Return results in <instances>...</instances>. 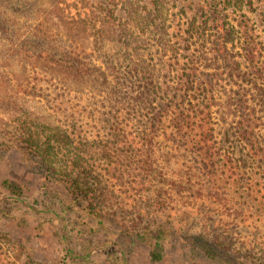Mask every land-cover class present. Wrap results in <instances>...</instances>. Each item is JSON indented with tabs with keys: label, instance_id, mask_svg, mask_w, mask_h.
Segmentation results:
<instances>
[{
	"label": "trees",
	"instance_id": "16d2710c",
	"mask_svg": "<svg viewBox=\"0 0 264 264\" xmlns=\"http://www.w3.org/2000/svg\"><path fill=\"white\" fill-rule=\"evenodd\" d=\"M262 32L264 0H0V57L8 51L30 77L23 86L16 83V90L24 87V93L58 102L66 111L45 137L41 158L56 154L60 140L76 141L74 156L59 169L43 163L90 199L94 175L82 160L88 150L77 144L132 155L146 171L154 139L165 135L190 154L211 199L232 200L228 183L262 213ZM223 75L234 85L229 90ZM218 114L234 116L225 142L218 140ZM76 120L94 128L105 123V132L90 140L74 128ZM230 136L242 142L239 156L223 153L220 144ZM28 143L41 153L34 135ZM75 171L83 175L82 184ZM233 204L225 203L227 209ZM68 252L76 256L69 247Z\"/></svg>",
	"mask_w": 264,
	"mask_h": 264
},
{
	"label": "rangeland",
	"instance_id": "374dc122",
	"mask_svg": "<svg viewBox=\"0 0 264 264\" xmlns=\"http://www.w3.org/2000/svg\"><path fill=\"white\" fill-rule=\"evenodd\" d=\"M6 53L7 59L4 51L0 57V264H264V209L260 213L252 200L243 201L228 183L232 200L211 199L190 154L165 135L154 139L146 171L132 155L77 144L88 150L82 160L94 175L89 182L85 177L91 199L59 179V170L53 175L43 161L59 169L74 156L76 141L60 140L56 154L41 158L45 137L66 111L58 102L24 93V87L16 90V83L23 86L30 77ZM223 77L229 90L234 85ZM225 116L217 117L218 140L224 142L234 118ZM104 124L94 128L76 120L74 128L92 140L98 131L104 134ZM33 135L41 153L29 147ZM220 145L223 153L240 155L242 142L235 136ZM72 174L82 184L83 175ZM227 202L236 205L227 209Z\"/></svg>",
	"mask_w": 264,
	"mask_h": 264
}]
</instances>
